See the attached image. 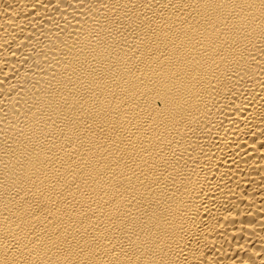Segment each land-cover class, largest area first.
Masks as SVG:
<instances>
[{
    "label": "bare ground",
    "instance_id": "6f19581e",
    "mask_svg": "<svg viewBox=\"0 0 264 264\" xmlns=\"http://www.w3.org/2000/svg\"><path fill=\"white\" fill-rule=\"evenodd\" d=\"M0 264H264V0H0Z\"/></svg>",
    "mask_w": 264,
    "mask_h": 264
}]
</instances>
